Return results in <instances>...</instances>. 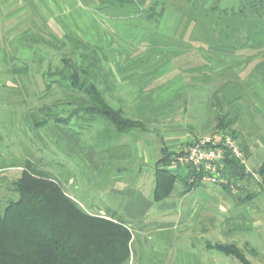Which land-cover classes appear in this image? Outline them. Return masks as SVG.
Returning a JSON list of instances; mask_svg holds the SVG:
<instances>
[{
	"label": "rangeland",
	"instance_id": "1",
	"mask_svg": "<svg viewBox=\"0 0 264 264\" xmlns=\"http://www.w3.org/2000/svg\"><path fill=\"white\" fill-rule=\"evenodd\" d=\"M10 1L0 0V45L6 59L0 69V213L17 199L13 183L28 160L34 170L58 182L88 215L125 220L126 199L109 194L106 187L114 186L115 171L121 173L116 175L117 183L126 181L127 191H139L163 151L172 155V166L189 145L217 147L219 138L226 135L241 151L246 148L241 166L251 178L229 183V193L220 185L198 184L186 196L187 189L182 191L184 184L178 181L160 202L163 215L127 225L131 235L127 264H187L188 260L177 257L181 246L196 254L195 264H241L214 249L216 245L238 250L249 264H264V180L258 174L264 165V48L201 54L197 44L177 46L172 34L177 30L170 29L171 23L168 34L162 19L157 22L155 15L147 20L145 12L154 0L138 8L103 10H97L93 0ZM163 1L172 5L167 7L170 22L179 16L178 8L187 6L185 0L158 3ZM50 34L78 37L103 49L98 57L103 97L124 118L139 121L143 129L121 136L105 120L84 121L81 114L71 115L76 107L73 98L79 94L61 88L67 83L46 73L61 67V57L73 46L66 40L65 48L54 41L47 45ZM30 59L25 73H12L15 66L25 65L19 61ZM226 82L242 90L236 88L226 98L222 91ZM45 83L50 84L49 90ZM240 92L241 99L232 101ZM216 98L223 103L221 108L215 106ZM42 106L63 120L71 117L65 125L49 122L34 130L28 117L41 120ZM224 113L233 123L222 131L217 129L216 117ZM55 126L68 131V137L56 139ZM44 135L53 140L52 146ZM101 167L105 175L99 177ZM98 178L105 180L104 185ZM188 184L192 183L188 180ZM149 221L155 224L147 225Z\"/></svg>",
	"mask_w": 264,
	"mask_h": 264
},
{
	"label": "trees",
	"instance_id": "2",
	"mask_svg": "<svg viewBox=\"0 0 264 264\" xmlns=\"http://www.w3.org/2000/svg\"><path fill=\"white\" fill-rule=\"evenodd\" d=\"M97 10L108 8H138L148 0H93ZM186 7H180L179 16L184 19L183 31L179 38L180 47L195 45L197 53L216 50L221 52L240 53L241 50H258L264 48V0H185ZM167 2L158 3L148 8L147 20H155L171 15ZM159 10L156 12V10ZM189 34L187 35V32ZM45 41L51 46L52 41L65 48L66 40L73 49L60 59L61 67L54 73L47 70L46 77H57L67 83L65 90H73L79 97L73 98L75 109L71 115L85 120H105L117 135H128L135 130L143 129L139 121H131L122 116L119 110L113 109L103 97L100 85L99 55L103 49L90 46L80 38L68 35L60 38L50 34ZM187 36V37H186ZM61 44V45H60ZM193 46V45H192ZM23 65V64H22ZM21 65V66H22ZM28 65L15 66L14 75L25 73ZM49 73V74H48ZM45 77V76H43ZM56 82L59 85V81ZM49 90V83H45ZM238 89L231 82L223 85L226 98L232 90ZM242 93L232 101L240 100ZM224 98V100L226 99ZM230 101V102H232ZM229 102V103H230ZM215 106L221 108L222 102L216 98ZM43 115L38 120L35 115L29 116L31 127L38 130L48 125H65L71 117L61 119L51 108L42 106L38 110ZM224 113L217 115V129L226 130L233 123ZM87 118V119H86ZM228 119V120H227ZM67 126V124H66ZM235 138V133H229ZM246 151V148H242ZM171 154L162 152V157L154 168L153 201L160 203L175 190L178 181L187 189L184 193L199 187L188 184L193 171L185 173L170 169ZM24 169L13 183L16 200H10L3 213H0V264H127L129 260V242L131 235L126 223L121 218L90 216L73 200L67 197L60 185L46 174L34 170L30 161H25ZM264 180V165L258 173ZM221 176L229 183L250 179L245 169L236 160L226 157ZM263 182V181H262ZM220 187L229 193V185ZM218 252L233 256L241 264H249L242 254L225 245L214 246Z\"/></svg>",
	"mask_w": 264,
	"mask_h": 264
},
{
	"label": "crops",
	"instance_id": "3",
	"mask_svg": "<svg viewBox=\"0 0 264 264\" xmlns=\"http://www.w3.org/2000/svg\"><path fill=\"white\" fill-rule=\"evenodd\" d=\"M7 1H10V0H7ZM10 2H14V1L11 0ZM160 19H162L164 21V24L166 25L163 28L165 33H168V32H166V30L169 29L168 28L169 26H167V25H169V23H171L173 25L172 27H170L171 30H174V29L177 30V31L174 30L176 33H172V34L175 35V40L178 42L177 46H180L179 38H180L182 31H183L184 19H182L181 16H178L177 18L173 17L172 18L173 21H171V22H170V20H171L170 17H167V16L162 17ZM158 21H159V19H158ZM168 34H171V32H169ZM15 44H16V42H15ZM3 48H4L3 45H0V69L3 68L4 61L6 60L4 58L5 53H4ZM33 52H35V51L33 50ZM32 55H34V53ZM19 60H21V59H19ZM30 61H31V59L29 61H26V60H24L23 62L19 61V64H27ZM52 129H54L56 132V139H58L59 136L62 137L64 135H66L68 137V131H66L62 128H58L56 126L52 127ZM43 137L45 140H48L52 146L53 140L52 141H51V139L49 140L47 138V136L45 137V135ZM59 140H61V139L59 138ZM66 142L68 143V139L66 140ZM157 160H158V158H157ZM170 169H175V168L170 167ZM103 172H105V170L102 169V167H101L98 171L99 177L102 176V174L105 175V173H103ZM182 172L185 173V170H183ZM150 173L151 174L149 176L142 179L141 186L143 188L141 187V190H139V191H127L129 186L125 185L126 181L125 182L120 181L117 183V180H118L117 174H119V175L121 174L120 172L118 173L117 171H115L113 173V177H112V179H114V181L112 180L114 183L113 184L114 186H111L110 184L108 186H106V187H108L109 194H111V193L114 195L121 194V196H123V199H126L125 202L127 205L125 206V210L122 211V215L125 218V220H123V221L128 226L134 225L137 222H143V220L145 221V219H148V217L150 218V221H152V218L153 219L156 218L155 215H158V214L163 215V213H165L164 212L165 211L164 206L161 203H160V205L158 204L159 207H154V205L155 206L157 205L153 201L154 169L151 170ZM104 182H105V180L99 179L100 184L104 185ZM126 188H127V190H126ZM123 189H125V190H123ZM197 189H199V188H197ZM197 189H195V190H197ZM143 190L144 191L146 190V192H143ZM182 191H184V186L182 187ZM187 193H184L183 195L186 196ZM11 199H13V198H11ZM146 205H148V206H146ZM143 206H145V207L143 208ZM150 221H149V223H147V225L155 224V222H150ZM142 226H144V224H142L138 228H141ZM176 251H177L176 254H177L178 259L181 260V258H182L184 261L188 260V263H190V264H195L194 261H195L196 254L191 252L192 250L190 247L186 248L185 246H181L179 249H176Z\"/></svg>",
	"mask_w": 264,
	"mask_h": 264
},
{
	"label": "built area",
	"instance_id": "4",
	"mask_svg": "<svg viewBox=\"0 0 264 264\" xmlns=\"http://www.w3.org/2000/svg\"><path fill=\"white\" fill-rule=\"evenodd\" d=\"M221 137L219 138L221 145L217 147L205 146V143L189 145L179 153L173 165L183 167L185 170L191 169L193 174L189 181L192 184L227 185V180L221 176L226 157L236 160L240 165L245 163L238 144L226 135ZM252 176L256 178L255 175Z\"/></svg>",
	"mask_w": 264,
	"mask_h": 264
}]
</instances>
